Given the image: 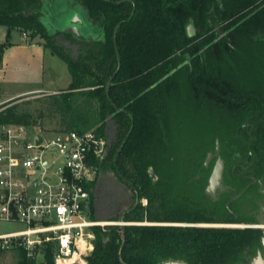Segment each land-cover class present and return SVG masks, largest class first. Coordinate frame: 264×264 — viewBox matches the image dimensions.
<instances>
[{"label": "trees", "instance_id": "16d2710c", "mask_svg": "<svg viewBox=\"0 0 264 264\" xmlns=\"http://www.w3.org/2000/svg\"><path fill=\"white\" fill-rule=\"evenodd\" d=\"M80 1L93 20L103 19L104 34L96 41L78 40L79 55L73 58L38 19L42 0H0V26L7 27L8 36L12 30L41 35L52 52L66 61L72 76L67 88L45 99L38 114L22 109L14 100L2 104L0 124H36L47 131L95 129L106 135V121L113 114L120 124V141L100 165L102 169L117 166L140 199H148L147 206L139 202L124 220L206 221L193 217L196 211L191 204L170 199L150 173V168L156 171L157 156L165 144L163 112L178 92L180 76L186 74L196 97L212 99L231 114L242 111L255 123L259 91H246L229 81L220 64L236 46L264 50V0ZM190 24L196 28L194 34L188 32ZM67 37L76 41L69 33ZM5 46L0 44V66ZM114 74L108 95L107 84ZM244 103L246 107L236 106ZM47 114L59 117L58 129L39 120ZM131 128L115 166V154ZM94 231L97 243L88 264H160L169 259L238 264L255 254L263 234L252 227L157 224L95 226ZM16 253L19 264H37L27 259L24 249L17 248ZM38 264H56L51 247Z\"/></svg>", "mask_w": 264, "mask_h": 264}, {"label": "rangeland", "instance_id": "374dc122", "mask_svg": "<svg viewBox=\"0 0 264 264\" xmlns=\"http://www.w3.org/2000/svg\"><path fill=\"white\" fill-rule=\"evenodd\" d=\"M188 32L190 34L196 32L193 24L188 26ZM0 44H6L3 63L0 66V106L14 100L12 103H20L22 109L38 114V109L45 107V99L55 94L52 90L65 89L71 83L72 76L66 61L52 52V48L41 35L32 37L31 31L25 33L12 30L8 36L7 27L0 26ZM56 44L71 57H78L80 49L78 44H73L65 38L56 39ZM235 49L229 59L220 64L225 76L246 91L255 89L264 92V50L258 52L255 46H241L240 49L236 46ZM36 87L45 90L31 89ZM26 88L30 89L24 93H16ZM245 119L242 111L231 114L230 109L216 105L212 99L196 97L186 74L180 76L178 92L167 103L163 112L165 144L157 156L156 171L154 170L159 185H165L164 191L170 199L178 200V196L190 193L188 185H193L190 181L193 175L189 173V169H184V166L213 149L217 137H220L225 147L235 146L234 149H239L238 131ZM39 120L50 129L60 127L59 117L54 114H47ZM100 185L91 199L92 209L97 210V215H93L92 212L88 214L98 220L118 221L109 216L113 184L105 173L102 175ZM135 222L184 226L193 224L147 220ZM200 225L245 227V223ZM24 227L22 223L0 221V233ZM0 264H19L16 251L13 249L0 251Z\"/></svg>", "mask_w": 264, "mask_h": 264}, {"label": "built area", "instance_id": "2783aa9c", "mask_svg": "<svg viewBox=\"0 0 264 264\" xmlns=\"http://www.w3.org/2000/svg\"><path fill=\"white\" fill-rule=\"evenodd\" d=\"M107 143L95 129L47 131L36 124H0V221L25 226L0 233V251L22 248L38 264L51 247L56 264H88L95 226L141 224L88 214L90 187Z\"/></svg>", "mask_w": 264, "mask_h": 264}, {"label": "flooded vegetation", "instance_id": "af4514ba", "mask_svg": "<svg viewBox=\"0 0 264 264\" xmlns=\"http://www.w3.org/2000/svg\"><path fill=\"white\" fill-rule=\"evenodd\" d=\"M44 1L42 0L39 20L45 16ZM102 20L101 18V20H93V22L102 28ZM67 34H56L54 38H65L81 47L79 39L72 35L76 39V41H73L67 37ZM259 94V101L254 103L256 108L255 123L245 119L240 125L241 127L238 131L240 137L239 149H234L235 146H233L234 148L225 147L220 137H217L213 149L208 150L204 156H199L184 166V169H189V173L193 175L190 180L193 185H188L190 193L178 196V201L189 203L195 207L196 212L193 217L206 219V221H198L189 225L206 226L200 225V223H253L257 222L259 218L264 219V92H259ZM246 105L244 103L236 106L242 108L246 107ZM106 137L107 141L110 139L111 143L110 145L107 143V150L102 160L110 157L111 152L120 141L121 128L114 115L109 120L107 118ZM217 140L220 142L219 151H216ZM121 147L117 150L114 157L115 166L117 165ZM210 153L212 155L208 159ZM219 160H222L224 164L223 178L220 185H216L209 190L211 186L209 185V180ZM104 173L113 184L110 217L114 218L116 215L118 217L121 215L125 216L139 202L147 206L148 199L145 197L140 199L137 190L117 166L114 169H102L101 165L99 166L97 179L93 186L90 187L91 199L95 190L100 188L101 178ZM161 186L164 190L165 185ZM89 212H92L95 216L97 215V210L92 209V205H90ZM263 236L264 233L255 254L249 255L247 261H242L238 264H250L259 251L264 255Z\"/></svg>", "mask_w": 264, "mask_h": 264}, {"label": "water", "instance_id": "95a60500", "mask_svg": "<svg viewBox=\"0 0 264 264\" xmlns=\"http://www.w3.org/2000/svg\"><path fill=\"white\" fill-rule=\"evenodd\" d=\"M43 6L45 8V12H44L45 16L42 17L41 21L46 26L47 31L50 35L70 33L75 38L81 41H96L102 39L104 34L102 32V28L99 25L94 24L90 16L89 10L80 0H54V1L45 0ZM133 14L134 11L132 12L130 18L133 16ZM119 25L120 24H118L114 30V41L116 47H117L116 33L119 28ZM118 59H119V66L117 71L120 69L121 66L119 54H118ZM114 77L115 74L110 78L107 84L108 95ZM118 110L120 111L121 109L119 108ZM112 117L113 114L109 115L108 120L111 119ZM132 128L130 129L126 138L124 139L120 151L122 150L124 144L127 142V139L131 134ZM38 140H41L40 136H38ZM107 142L110 145L111 143L110 139H108ZM219 150H220V142L219 140H217L216 151ZM211 155L212 154L210 153L208 159L210 158ZM223 172H224V164L222 160H219L218 164L216 165L210 177L209 185L211 186L209 187V190L213 189L216 185L221 184L223 178ZM150 173L154 177V179H157V176L153 168H150ZM114 218L119 221H125L124 215H121L119 217L116 215L114 216ZM169 225H176V224H169ZM244 226L259 228L264 233V219L262 218H259L257 222L245 223ZM262 242L264 245V236L262 238ZM96 243L97 241L94 242V244ZM160 264H189V263L181 259H169L161 262ZM250 264H264V255L262 254L261 251L258 252V254L250 262Z\"/></svg>", "mask_w": 264, "mask_h": 264}, {"label": "crops", "instance_id": "0c3cea01", "mask_svg": "<svg viewBox=\"0 0 264 264\" xmlns=\"http://www.w3.org/2000/svg\"><path fill=\"white\" fill-rule=\"evenodd\" d=\"M44 51H45V48H44ZM2 63H3V61H2ZM30 88H26V89H23V90H19V91H16V93H24V92H27L28 90H29ZM31 89H37V90H41V91H43V90H45V89H43V88H40V87H36V88H31ZM54 93H56V92H59L60 90H52ZM11 95H13V93H11Z\"/></svg>", "mask_w": 264, "mask_h": 264}]
</instances>
